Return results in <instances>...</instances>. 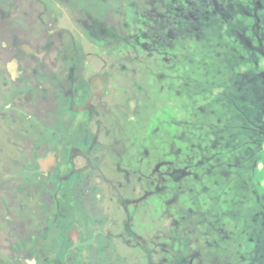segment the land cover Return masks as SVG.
Wrapping results in <instances>:
<instances>
[{
    "label": "rangeland",
    "instance_id": "1",
    "mask_svg": "<svg viewBox=\"0 0 264 264\" xmlns=\"http://www.w3.org/2000/svg\"><path fill=\"white\" fill-rule=\"evenodd\" d=\"M218 2L0 0V264H169L161 254L154 259L141 254L136 260L138 246L90 244L89 214L104 206L97 187L89 185L91 171L79 167L87 163L85 156L75 159L77 172L70 175L71 148L84 143L87 115L78 99L88 94L97 74H108V89L139 83L169 46L162 30L171 14L180 15L183 9L191 14L198 6L214 8ZM251 21L237 10L229 23L227 41L234 47L230 55L236 67L249 62L242 58L248 57L245 45H236L233 25L254 39ZM188 74L200 75L197 68ZM152 125L167 135L165 143L154 136L162 145L175 142L189 148L186 143L198 140L183 122ZM244 167L241 179L235 175L230 210L226 201L218 209L222 234L235 245L255 240L263 230L257 228L263 217L255 220V204L264 189L247 162ZM72 229L79 233L78 242L70 236ZM197 245L189 250L199 253V261L186 264L263 263L254 246Z\"/></svg>",
    "mask_w": 264,
    "mask_h": 264
},
{
    "label": "flooded vegetation",
    "instance_id": "2",
    "mask_svg": "<svg viewBox=\"0 0 264 264\" xmlns=\"http://www.w3.org/2000/svg\"><path fill=\"white\" fill-rule=\"evenodd\" d=\"M219 1L214 8L171 14L162 30L169 46L139 83L108 89V74H97L78 99L87 115L84 143L71 148L70 175L77 172L75 159L85 156L87 163L79 167L91 171L89 185L97 187L104 206L89 214L91 245L138 246L136 260L161 254L169 264L195 263L199 253L189 250L194 242L254 246L264 264V196L255 204V220L263 217L257 228L263 230L245 244L224 238L218 210L224 201L229 210L233 205L235 175L241 179L246 162L264 189V0ZM237 10L252 18L255 34L245 37L233 25L236 45L246 47L245 68L236 67L227 41ZM195 68L200 75L190 76ZM158 121L185 123L197 142L189 141L188 148L154 141L157 134L168 140L152 125ZM70 236L80 240L77 229Z\"/></svg>",
    "mask_w": 264,
    "mask_h": 264
}]
</instances>
